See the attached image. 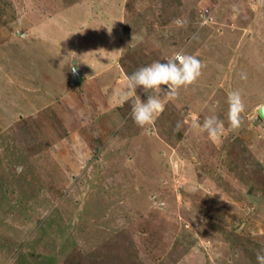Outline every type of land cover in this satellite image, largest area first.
I'll return each mask as SVG.
<instances>
[{
  "label": "rangeland",
  "instance_id": "obj_1",
  "mask_svg": "<svg viewBox=\"0 0 264 264\" xmlns=\"http://www.w3.org/2000/svg\"><path fill=\"white\" fill-rule=\"evenodd\" d=\"M177 53L201 74L151 124L142 87L104 92ZM108 54L119 77H86ZM263 103L264 0H0V264H258Z\"/></svg>",
  "mask_w": 264,
  "mask_h": 264
},
{
  "label": "clouds",
  "instance_id": "obj_2",
  "mask_svg": "<svg viewBox=\"0 0 264 264\" xmlns=\"http://www.w3.org/2000/svg\"><path fill=\"white\" fill-rule=\"evenodd\" d=\"M175 23L183 26L184 20L177 19ZM166 63L160 61L144 66L135 71L127 79V85L121 91V100L126 101L136 93L138 87L148 94L146 100H141L135 95L132 107V117L137 125L143 127L151 124L154 118L165 109L164 102L155 93H166L169 97H175L181 86L191 85L201 74L202 63L194 55L177 53L166 59ZM75 73L76 67H71ZM162 85H166L164 88ZM229 120L231 129L240 126L239 113L243 111L244 104L240 93H229ZM203 129L212 138H216L222 132L221 122L217 117L211 116L204 120ZM258 264H264V251L256 254Z\"/></svg>",
  "mask_w": 264,
  "mask_h": 264
},
{
  "label": "crops",
  "instance_id": "obj_3",
  "mask_svg": "<svg viewBox=\"0 0 264 264\" xmlns=\"http://www.w3.org/2000/svg\"><path fill=\"white\" fill-rule=\"evenodd\" d=\"M101 55V54H100ZM79 57V55H78ZM114 54H108L105 58H100L98 57L96 60H91V61H88V62H85L86 64V67L84 68L85 69V75L86 77H88L90 75V77L98 84L102 83V82H105V80L109 79L110 77H108V74H112L113 78L114 76H117L119 77V74L121 73V71H119L118 67L115 66L112 61H111V58H114ZM81 59V58H80ZM110 60V61H109ZM91 62V64H90ZM80 63L82 64V60H80ZM119 64V63H118ZM83 66V65H82ZM85 66V65H84ZM83 66V67H84ZM90 67V68H89ZM90 70L91 74H89L88 72ZM107 70H109L110 72H107ZM107 72V73H106ZM111 76V77H112ZM112 78V79H113ZM119 79V82L118 81H115V84L114 86H109L107 87L106 89H104V92H107L109 93L110 97V100L112 99L111 97V90H114L115 88H117L118 86L120 85H124L126 86L127 85V81L121 79L120 77L118 78ZM123 83V84H122ZM113 101V100H111Z\"/></svg>",
  "mask_w": 264,
  "mask_h": 264
},
{
  "label": "water",
  "instance_id": "obj_4",
  "mask_svg": "<svg viewBox=\"0 0 264 264\" xmlns=\"http://www.w3.org/2000/svg\"><path fill=\"white\" fill-rule=\"evenodd\" d=\"M72 67H76V72L74 73L72 71V83L77 85L79 82H81L83 80L84 73H83L82 68L80 66L79 57L76 54V52L73 55ZM260 113H261L262 117L264 118V103L260 107Z\"/></svg>",
  "mask_w": 264,
  "mask_h": 264
}]
</instances>
